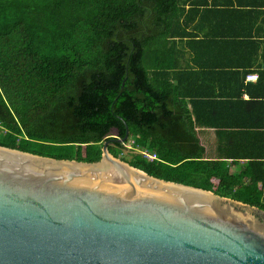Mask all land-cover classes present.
I'll use <instances>...</instances> for the list:
<instances>
[{
	"label": "trees",
	"instance_id": "1",
	"mask_svg": "<svg viewBox=\"0 0 264 264\" xmlns=\"http://www.w3.org/2000/svg\"><path fill=\"white\" fill-rule=\"evenodd\" d=\"M126 129L114 157L264 211V0H0V146L96 162Z\"/></svg>",
	"mask_w": 264,
	"mask_h": 264
},
{
	"label": "water",
	"instance_id": "2",
	"mask_svg": "<svg viewBox=\"0 0 264 264\" xmlns=\"http://www.w3.org/2000/svg\"><path fill=\"white\" fill-rule=\"evenodd\" d=\"M55 159L0 146V264H264L255 206L111 155Z\"/></svg>",
	"mask_w": 264,
	"mask_h": 264
},
{
	"label": "built area",
	"instance_id": "3",
	"mask_svg": "<svg viewBox=\"0 0 264 264\" xmlns=\"http://www.w3.org/2000/svg\"><path fill=\"white\" fill-rule=\"evenodd\" d=\"M256 79H257V73H250V74H248V75L246 76L245 81H255ZM122 143H123L128 149L131 148L130 143H124V142H122ZM138 151L143 155V157H145V158H147V159H149V160H153V159L157 158L155 153H151V152H149V151H147V150H145V149L138 150Z\"/></svg>",
	"mask_w": 264,
	"mask_h": 264
},
{
	"label": "rangeland",
	"instance_id": "4",
	"mask_svg": "<svg viewBox=\"0 0 264 264\" xmlns=\"http://www.w3.org/2000/svg\"><path fill=\"white\" fill-rule=\"evenodd\" d=\"M111 135L112 136H115L116 135L115 131H112ZM212 139H213V133H212V131H208V132L203 133L201 135V140L205 144L207 150H210V149L213 148ZM127 152H128V150L123 149V153H127Z\"/></svg>",
	"mask_w": 264,
	"mask_h": 264
},
{
	"label": "flooded vegetation",
	"instance_id": "5",
	"mask_svg": "<svg viewBox=\"0 0 264 264\" xmlns=\"http://www.w3.org/2000/svg\"><path fill=\"white\" fill-rule=\"evenodd\" d=\"M256 212L264 218V211L263 210H256Z\"/></svg>",
	"mask_w": 264,
	"mask_h": 264
}]
</instances>
